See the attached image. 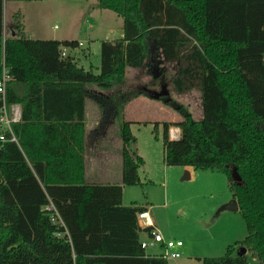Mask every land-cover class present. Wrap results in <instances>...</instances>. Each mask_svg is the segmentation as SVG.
Masks as SVG:
<instances>
[{"label":"trees","instance_id":"1","mask_svg":"<svg viewBox=\"0 0 264 264\" xmlns=\"http://www.w3.org/2000/svg\"><path fill=\"white\" fill-rule=\"evenodd\" d=\"M3 1L0 77L4 69L5 101L21 115L15 140L5 132L0 141V264H168L140 247L151 227L140 229L137 214L147 208L122 205V187L140 183L144 163L130 151L129 121L120 120L121 184L84 180L86 100L105 126L132 99H152L148 84L125 86V68L143 67L153 52L177 69L168 83L158 66L151 87L201 94L198 120L170 93L158 99L180 116L161 123L165 165L223 172L247 227L237 254L229 246L201 264H247L241 247L264 264V73L249 71L258 61L264 68V0H98L123 22V37L100 43L98 72L61 55L75 40L4 38Z\"/></svg>","mask_w":264,"mask_h":264},{"label":"rangeland","instance_id":"2","mask_svg":"<svg viewBox=\"0 0 264 264\" xmlns=\"http://www.w3.org/2000/svg\"><path fill=\"white\" fill-rule=\"evenodd\" d=\"M96 1L58 0L49 4V1L45 0L42 3L29 4L28 23L38 27L41 21L47 31L52 28L56 33L70 32L79 42L84 41V46L79 52H84L89 45L90 59L86 60L82 54L81 61L77 63L84 69H89V61L94 66L99 58L98 41L95 39L86 41V34L90 31L88 25L94 24L96 26L94 31L98 29L97 34L100 32L101 38L107 36L108 39H112L118 37L122 24V19L115 13L99 9ZM17 4L25 5L19 0H15L14 4L9 0L5 3L7 24L20 20V14L15 20L10 17L11 11ZM111 17L116 20L110 21ZM7 28L4 27L5 33L8 32ZM109 30L113 31L112 35H108ZM126 68L125 79H128ZM162 68L166 72L168 81L175 73L177 63H166ZM250 68L249 71L256 76H262L264 73L259 61ZM137 71L130 78L131 80L135 78V86L137 83L148 84L147 88L150 90H160L158 85L154 88L150 86L154 68H149L148 61ZM168 91L174 100L189 108L195 119L201 118L199 91L192 90L177 94L172 91L170 84ZM176 114L158 100L152 102L147 99L145 103L141 102L133 108L132 115L138 120L130 124V132L135 139L130 144V151L140 156L144 163L138 168L140 183L122 187V203L126 206L137 205L147 208L153 224L164 239L182 242V246L178 249L180 258L169 261L168 264H201L199 259L223 256L229 246L234 247L237 254L239 245L236 244L243 242L248 232L239 211L226 209L219 211L222 205L233 198L226 175L217 170H193L189 180L183 179L185 171L183 167L167 166L163 162L161 122L174 118ZM175 117L178 118V114ZM139 118L144 120L138 122ZM102 119L100 112L99 122ZM120 120L117 117L113 119L115 123H120ZM155 123H157L156 127ZM114 182L117 184V181H110V183ZM143 239L145 237L142 235L141 240ZM149 250L151 252L153 248ZM246 261L247 264H261L250 253H246Z\"/></svg>","mask_w":264,"mask_h":264},{"label":"crops","instance_id":"3","mask_svg":"<svg viewBox=\"0 0 264 264\" xmlns=\"http://www.w3.org/2000/svg\"><path fill=\"white\" fill-rule=\"evenodd\" d=\"M45 0H19L22 4L18 6V4L13 8L11 11L10 17L12 19H16L17 15L20 14V24H21V29L16 28V23L17 20H15V23H6V13H5V3L7 0L3 1V23L4 27L7 28V33L4 31V38L7 37H12V38H17L19 36H24L27 39L31 40H57V41H65V40H75L78 42V46L73 49V50H67L66 54L70 55L75 61L79 62L81 61L82 54L83 56L86 57V60L90 59V52H89V45L88 48L84 50V52H79L80 48L84 46V41L79 42L77 38H75V35H73L70 32H60L56 33L54 29H50V31H47L45 28V25L40 21V26L35 27L34 25H31L28 23V7L29 4L33 3H42ZM49 1V4H52L58 0H47ZM98 1V0H97ZM96 1V2H97ZM9 2H15V0H9ZM106 12V11H104ZM22 16V17H21ZM92 16V15H91ZM17 17V18H19ZM106 18V16H105ZM113 17L110 18L111 20H116L112 19ZM83 24V23H82ZM80 25V27L82 26ZM38 25V24H37ZM96 26L94 24L88 25V29H90L89 33L86 34V41L89 42L93 39L95 41H98V58H99V52H100V43L102 41H114L117 39H120L123 37V22L121 24V29L118 37H113L112 39H108L107 36H102L99 35L98 29L94 31V28ZM100 31V30H99ZM108 35H112L113 31L109 30ZM79 43H81L79 45ZM161 56L158 53H152L149 56L148 59V65L149 68L153 69L157 73L159 70L157 69L158 66L162 68L165 66L166 63H172L175 61H161ZM99 63L93 66L92 62L89 61V67L92 68L93 71L98 72L99 70ZM141 68H126V84L125 86L129 88V86H135V78L134 80H131L130 78L133 77L136 73L138 72ZM152 71V74L154 73ZM148 81V79H147ZM139 84V83H137ZM136 84V85H137ZM85 88L89 92H98L102 93L105 95H111L113 93V90H104L101 91L97 89L93 85H85ZM154 88V87H152ZM125 90V88H122ZM191 92V91H189ZM201 95V94H200ZM148 100H151L152 102L157 101L154 99H150L146 96H138L137 98L132 99L131 101L127 102L122 106L120 115L117 116V118H121L122 121H129L130 123H133L138 120V118H134L132 115V110L137 104H141V102H144ZM64 114L66 113L65 111L63 112ZM177 115V114H176ZM175 115V116H176ZM173 116L174 118H171L170 120H164L162 122H177L180 120V116L178 115V118ZM100 110L94 104L91 100L87 99L85 102V133H84V159H85V164H84V180L88 184H115L110 183V181H117L116 183L118 184L121 182V137H120V123H115L114 121H111L110 123L106 124L105 126L100 125ZM144 120V119H143ZM142 119L139 118L138 122L143 121ZM161 122V123H162ZM174 127V126H172ZM169 129V137L171 134V128ZM177 128V127H175ZM164 162V161H163ZM165 164V163H164ZM184 171V176L183 179H190L193 173L192 167H183ZM123 191V190H122ZM123 194V192H122ZM123 205V203H122ZM126 206V205H123ZM148 210V209H147ZM146 210V211H147ZM155 226V225H154ZM156 228V227H155ZM156 250L154 249L150 252V250L147 251V254H154L156 253Z\"/></svg>","mask_w":264,"mask_h":264},{"label":"built area","instance_id":"4","mask_svg":"<svg viewBox=\"0 0 264 264\" xmlns=\"http://www.w3.org/2000/svg\"><path fill=\"white\" fill-rule=\"evenodd\" d=\"M81 43H79L80 45ZM68 49L64 48L62 50L61 55L65 56L66 51ZM9 80V75L3 69L0 77V141H5V132H9L11 134L10 140L14 141L15 137L12 135L11 124L16 123L20 119L21 108L18 104H7L5 101V84ZM179 134L175 137H172L170 134V139H177ZM46 210L51 211L54 215H56V211L52 206H47ZM137 221L140 229H144L147 227H151L149 236L145 237V239L140 240V247L144 250L147 256H156L160 257L167 262L176 261L180 258V254L178 249L182 246L181 241H173L171 239H164L163 236L158 232L155 228L151 218L149 211H143L137 214ZM61 223V221L59 220ZM153 248L158 249V252L154 254H147V251Z\"/></svg>","mask_w":264,"mask_h":264},{"label":"water","instance_id":"5","mask_svg":"<svg viewBox=\"0 0 264 264\" xmlns=\"http://www.w3.org/2000/svg\"><path fill=\"white\" fill-rule=\"evenodd\" d=\"M147 93H149L150 97L152 99H155V100H158L160 99L161 97H167L168 94H169V91L168 89L166 88L165 85H162L160 87V90L159 91H150L148 89L145 90ZM232 210V211H238V204H237V201L232 198L228 203L222 205L220 208H219V211L221 210ZM246 248L244 247H241L239 249V255H244L246 254Z\"/></svg>","mask_w":264,"mask_h":264},{"label":"bare ground","instance_id":"6","mask_svg":"<svg viewBox=\"0 0 264 264\" xmlns=\"http://www.w3.org/2000/svg\"><path fill=\"white\" fill-rule=\"evenodd\" d=\"M179 132V129L178 128H175V127H172L171 128V135L172 137H175Z\"/></svg>","mask_w":264,"mask_h":264}]
</instances>
